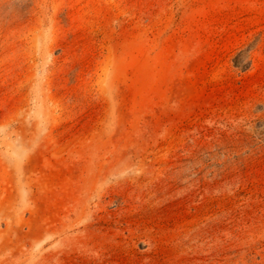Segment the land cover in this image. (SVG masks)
I'll return each mask as SVG.
<instances>
[{
	"label": "rangeland",
	"instance_id": "374dc122",
	"mask_svg": "<svg viewBox=\"0 0 264 264\" xmlns=\"http://www.w3.org/2000/svg\"><path fill=\"white\" fill-rule=\"evenodd\" d=\"M103 218L142 264H264V0H0V264Z\"/></svg>",
	"mask_w": 264,
	"mask_h": 264
},
{
	"label": "crops",
	"instance_id": "0c3cea01",
	"mask_svg": "<svg viewBox=\"0 0 264 264\" xmlns=\"http://www.w3.org/2000/svg\"><path fill=\"white\" fill-rule=\"evenodd\" d=\"M100 234L95 230L96 237L87 235L80 239L79 246L71 247V254H76L69 264H142L141 254L134 248L128 233L114 231L112 226L103 218ZM78 246V247H77ZM144 250V249H140ZM95 256L100 259L94 260ZM139 257V258H137ZM87 260L83 263V260ZM66 260V257H65ZM76 261V262H75ZM92 262V263H91Z\"/></svg>",
	"mask_w": 264,
	"mask_h": 264
}]
</instances>
